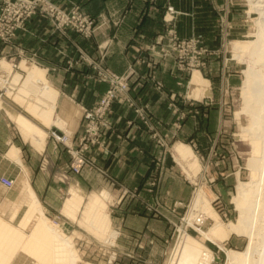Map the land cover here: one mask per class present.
Segmentation results:
<instances>
[{
    "label": "crops",
    "instance_id": "0c3cea01",
    "mask_svg": "<svg viewBox=\"0 0 264 264\" xmlns=\"http://www.w3.org/2000/svg\"><path fill=\"white\" fill-rule=\"evenodd\" d=\"M55 1L66 6L74 1V3L81 5V7L93 17L101 14L106 16H113L115 14V17L119 16V19L121 17L122 19L117 26L112 24L106 25V27L101 29L100 34L91 39H85L74 33H69L67 36L54 33L52 24L48 20L36 16L29 21L27 31L20 33L15 41V51L17 49L16 47L22 49L25 52L23 57L16 56L15 58H9L12 57L10 54H15L14 48H3L0 43L1 68L5 65L11 67V63L13 62L28 63L31 61L33 67H36L34 71L36 72L39 70V72L41 71V73L44 74L43 83L46 86L48 85L47 87L49 90L51 89L57 93H55L56 99L52 106V114L54 116H51V118H53H50V121L48 120L47 123L29 112V109L32 110L33 107L26 106V111L32 117V120H30L33 124L41 128L44 132L45 129L51 127L53 123V125L57 124L56 126L61 129L66 126L67 129L63 128L62 130L66 133L70 132L69 134L72 138H75L80 133L83 121L82 109L93 108L108 87L107 84L98 83L92 79L94 71L90 66L77 62L80 58L81 51L87 53L93 59L98 60L104 68L117 74H123L128 69L129 65L138 59L139 56L155 61L156 65H153V68H147L145 65L138 68L140 73L144 77H147V80L142 84L137 80L138 78H135L132 81L130 90V96L136 103V106L146 108L149 113L150 121L144 123V121L135 114L134 109L127 105L124 98L120 97L114 103L112 113L108 118L113 125V130L105 131L103 136L104 145L102 147L95 146L89 151V157L93 163V170L85 169L82 173L75 174L71 171L70 157L62 145L57 144L48 135V141L44 139L41 145L38 146L31 138L23 133L18 123L15 122L16 118L23 114H16L18 107L14 106V102L17 105H24V102H22L24 99L21 97L22 95L18 90L28 75L25 74V76L22 77L25 72L14 70L15 73H17L14 74L13 77L11 76L12 78L7 80L8 82L4 80L3 82L9 84L10 88L11 85L14 84L12 86L14 88L17 87L15 89V94L17 96L11 94V98L13 99L10 101L0 96V150L5 151V154L0 156V176L3 175L13 179L15 169L17 168L20 170L19 166L25 164L26 167L29 168V181L23 182L20 190H27V188L30 187L36 197L38 195L45 199L55 198V196L61 197L64 190H70L71 188H79L80 190L82 188H94L95 182H93V180L98 181L100 177L105 176L128 189H139L142 195L150 197V199H155L153 197H156L155 195L157 193V198H160L161 195V199L165 201L162 197L163 190H172L171 187L177 180L175 178L176 175L172 172L173 162H176V160L174 154H172L174 159H172L170 155L167 157L162 180L161 164H159V162H161L163 151L162 146L156 141L153 134L156 132L159 136L168 135L169 137V131L172 123L176 121V118L173 115L172 109L169 107L168 98L155 88V81L160 80L163 82L165 92L168 95H184L187 91L182 85V82L189 84L187 96L196 103V105H194L195 107L183 105V102L179 101L182 111L186 113L184 127H189L191 129L190 135H184L185 140L189 138L193 139V133L198 134L199 132L195 131H200V128L198 129L199 126L204 127L205 125L211 124V110L213 106L212 104H201L203 101L198 100L201 97L203 98V95L204 97L207 96V94L203 93V90H196L195 94H192L194 93L192 91L194 89L192 85L195 73L191 74V78L184 77L175 71L173 59L170 56L161 58L157 51H151L153 50L152 46L154 39L165 29L163 15L167 6V1ZM172 4L182 13L176 19L177 30L182 37L199 36L202 37L207 46L211 45V47H214L213 44H211L213 40H210L209 31L212 25L217 27L216 23L219 21L216 16H220L223 11V17L227 18L226 24L229 30L227 36H225L224 33V36L219 41L221 47L225 46L227 41H231L233 34L235 35L236 30H239L236 25L233 27L228 21L231 7L230 0H172ZM220 19L225 21V18ZM207 30L208 32H206ZM135 38H137V41ZM215 41L217 42L218 38ZM217 58L219 59L220 57L218 56ZM70 60L73 62L72 65H69ZM213 60H216V58ZM207 61L208 69L204 70L201 76L203 80L206 81L205 85L209 86L211 89L213 88V94L219 92V90L222 91V88L225 89V84L222 86V78L224 83H234L235 79L233 78L235 76L234 74H229L230 69L225 71L224 65L222 64L219 66L218 63V67L216 66L217 72L213 73L211 69L214 68L216 64L214 61L210 60V57H208ZM0 72V76H2V71L0 70ZM9 74H11V72ZM150 75H154L156 80L148 79ZM8 77H10V75ZM18 78L21 81L19 82L18 80L20 85L18 84L17 86L14 80ZM32 90L34 91H31L30 94H36V92H38L37 89ZM0 93H2L1 90ZM204 99L208 100L206 97ZM221 100L222 98L218 100L216 106H219L218 108L222 114L224 111V104L221 103ZM19 101L21 102L19 103ZM48 108H51L50 105ZM195 110H197L198 116L192 115ZM56 117L60 120L57 119L59 122L56 121ZM62 121L63 124H65L64 126H62ZM221 121H223L222 115L220 117V122ZM59 123L62 124V127ZM19 135L24 139L21 138L22 141L20 142L22 144L19 142ZM25 141L29 142L28 146ZM168 141L172 142L174 139H168ZM175 145L176 143L173 147ZM14 149L17 150H15V155H18L13 157ZM9 152L13 153L11 154ZM9 155H12V157L10 158ZM18 157L20 162H18V160L16 161ZM41 158H44L43 160L46 159L47 165V168L42 169L43 171H40L37 166L39 165L37 162H40ZM65 173H69L70 179L64 182L60 180V177ZM158 175H160L159 182H156L155 178L157 179ZM153 182H156L155 186H152ZM102 183L103 181H101V184ZM187 187L190 188V186ZM1 188H4V186L0 183V189ZM150 189H153L156 193H148ZM19 195L21 201L27 208L28 200L26 201L22 198L23 194ZM173 199L174 202L182 200L181 198ZM116 202L121 203V205L119 210H115V213H113L114 210H112L111 215L114 219L113 221H118L120 226L115 228L117 231L113 230V233L117 232V234L125 237L129 243H131L132 253L141 252L143 250L144 252L147 251V249L152 246L151 243L153 240L155 241L157 237H160L159 233L155 232L156 229L154 228L158 226V223L165 227L164 221L158 220L154 216L143 215L140 212L130 211L125 207L123 208V205L126 204L125 199L120 200L119 198ZM14 205L16 207L15 213L6 221L8 223L16 221L15 217L19 207L16 203ZM45 210L46 214H49V212L52 214V211L54 212L49 204H47ZM0 217L3 219L1 214Z\"/></svg>",
    "mask_w": 264,
    "mask_h": 264
},
{
    "label": "rangeland",
    "instance_id": "374dc122",
    "mask_svg": "<svg viewBox=\"0 0 264 264\" xmlns=\"http://www.w3.org/2000/svg\"><path fill=\"white\" fill-rule=\"evenodd\" d=\"M49 1H51L57 6L61 5L64 8L65 7L68 8L71 7L73 4H77L74 3V1H72L70 5L66 6L55 0H49ZM230 4L231 7H230L228 21L231 23L233 27H235L236 25L239 28V30H236L235 35L233 34L232 40L230 39L231 41H227L225 46L221 47L219 41L224 36V33L225 36H227V32L229 30L226 24L227 18L223 17L224 11L222 10L223 12L220 14V16L219 15L216 16V18H218L219 21L218 23H216L217 27L212 25V28L209 31L210 33L209 37H211L210 40H213L211 44H213L214 47H211V45L207 46L206 43H203V45L206 46L211 51L212 54L210 55V60L214 61L216 64L214 65L215 67L211 69L213 73L217 72L218 63L219 66L223 64L225 67V71H228L230 69L229 74H234L235 76L233 78L235 79L233 83L234 85L231 83L230 84H227L226 82L224 83L222 78L221 81L222 86L223 84H225V89L222 88V91L219 90V92L213 94V88L212 89L210 88L208 90L210 91L211 95L205 96L206 98H208V100L204 99L205 98L204 95L203 98L198 99L199 101H207L209 105L210 104L213 105L211 110L212 121L210 125H205L204 127L199 126L198 129L200 128V131H195V132H199L198 134L193 133L194 134V137L192 136L193 139L190 138L187 140L184 139L185 138L184 135L185 134L190 135V131H191L189 127L187 128L184 127V122L179 123V125L172 123L171 129L169 131L170 132L169 137L168 135L159 136V134L155 132L159 136L156 138V141L158 142L157 139L160 138L162 143L161 146L163 152L160 162L162 180H163L162 176L164 177L163 172L166 165L167 157L170 155L172 159H174L172 154H174L173 145L175 143L177 144L181 142L191 147V149L194 152V157L198 159L200 165L199 168H196L198 169V171L195 169L192 172L193 173L192 176L188 177L187 174L183 171L182 166L178 162L177 164L174 161L172 172L176 175L175 178L177 180L176 182H174L173 186L171 187L172 190H163L162 197L163 199H165V201L161 199V195L160 198L159 197L157 198L158 194L155 191H153V189L148 190V193L149 192L152 194L156 193L155 195L156 197H153L155 199H150V197L142 195L139 189H128L122 185H119L118 182L115 183L113 179L106 178L104 175H103L104 177H100L98 181L93 180V182H95L94 188H88V189L82 188L81 190L79 188H71L70 190L68 189L64 190L63 194H61V197L55 196V198H48V199L41 198L37 195L38 200L40 201L41 206L43 207V211L46 217H48L49 220H51V222L54 225L58 226L64 232V234H66L67 237L71 239L72 246L74 247L76 254L79 257V262L77 264H169L172 253L177 252V250L178 251L180 250L179 239H180L181 230L186 231V233L189 236H191L192 239L197 240L203 243L205 246H208L218 251L219 252L218 254L220 255L218 259L219 264H226L227 262L226 252L222 248H220V246L204 239V237L201 235L198 229L204 232L210 230V228L215 224V217H217V219L224 226L228 225L229 223H236L238 221V217L240 213L236 204L232 200L234 197L237 196L238 182L250 183L252 181L251 178L253 176V172L251 173L252 168L249 167V163H248L249 159L252 158V152H251L252 146H251V142H249V139L243 138L242 135L243 134L242 128H246L249 125H251L250 117L247 114H242L238 118L237 116H235L237 112L241 111L242 108H244L243 105L245 106V99L242 91H244L243 82H245L246 79L245 70L248 68V65H247V61L239 62L237 58H235L236 53H234L233 47L236 42L248 43L257 40V33H258L257 21L260 19L259 12L252 10L251 3L249 0H230ZM77 6H79L86 14H88L81 7V5L77 4ZM88 15L91 16L90 14ZM36 16H33L30 20H32ZM108 18L110 19V23L114 26H117L120 20L122 19V17L119 19V16L115 17V14L113 16L112 15L108 16ZM220 18H225V21ZM29 21L26 24L25 31H27V26ZM25 31H19L17 33L15 39L13 40L14 45L12 43L11 45L5 46L0 41L3 48L13 49L15 47V41L17 37L19 36L20 33H23ZM206 32H208V30ZM195 37H198L201 40H203L202 37L199 36H195ZM217 38L218 41L216 42L215 40H217ZM10 55L12 57L9 58H15L16 56H20L16 51L14 55L12 54ZM191 55L192 54H190L189 57H191ZM218 56L220 57L219 59L217 58ZM215 58L216 60H213ZM203 60L205 61L206 66L204 68H201L200 70L199 69L195 70L193 74L196 73L197 71H200L197 72V74L201 76L202 72L208 69L207 66L208 61L206 59V56L203 58ZM188 62H190V59L188 60ZM173 65L175 71H178V68L176 67L175 59H173ZM7 67L10 68V66ZM9 68L7 70L11 71V68L10 69ZM33 72L35 71L32 70V73ZM3 73H2L3 74L2 80H4V78L7 79L8 78L7 72L4 71ZM30 73L31 70L30 71L28 70L25 73H23L22 77L25 76V74H30ZM14 74H16L15 71L14 70L11 71L12 77L14 76ZM12 77L10 76L7 80H10ZM186 77L191 78V72H188V74L186 73ZM203 82L206 84V81L203 80ZM182 85L184 86L187 92L184 95H177V98L179 99L178 101L180 102H183V97L190 99L187 96L189 84L182 82ZM9 87H10L9 84L0 82V90L2 92L0 93V95L1 97L3 96L4 98H6L8 101L13 99L11 98V94L16 93V90L13 86H11V88ZM28 94L29 96L25 95L24 97H22L23 99H25L26 96L28 97V98L26 97V100H24L23 106L19 104L17 105L15 104V102H14V106L18 107L16 114H23L27 116L29 119H31L32 117L26 111V106L28 105L32 108L34 102L37 101L39 93H36L37 95L30 93ZM220 98H222L223 100V101L221 100V103L224 104V111L222 114L220 113V109L218 108L219 106L218 107L216 106ZM20 102L21 101H19V103ZM31 102H33L32 105ZM29 112L36 116L34 111L29 109ZM182 113L183 116L186 117V113L185 112ZM194 113L192 115L198 116V112L194 111ZM221 115L223 121L220 122ZM179 117L181 118V114L180 115L177 114V120ZM55 129L59 131L57 135H60V133L64 132L61 128L57 127L56 125H51V127L45 129L46 132L45 141H48L47 138L48 135L54 140V138L52 137V133L55 131ZM105 131H109V130L105 129L103 134L101 135V144L91 146L90 149L85 153V156L89 160H91L89 157V151L91 150V148L95 146L102 147L104 145L103 136L105 134ZM83 132H84V122L82 121V128L80 130V133L75 138L73 137V139L75 140V141L73 140L75 147L77 146L80 137L83 135ZM21 138L22 136L20 137L19 135L18 136L19 142L22 141L23 138L22 139ZM168 139H174V141L169 142ZM26 145L28 146L29 142H26ZM60 145L64 147L66 153L70 157V161H71L70 168H71L72 157L67 151L68 148L65 147L63 144ZM4 152H5L4 150L1 151L0 156L4 155L5 154ZM43 159L44 158H41V161L37 162L39 164L37 166L38 169H40V171L44 168H47L45 161L46 159L45 160ZM19 167L20 170H18L17 168L15 169V175L13 176L12 179L15 180V187H13V189L10 190L4 188L0 189V214L2 215L5 221H8V219L11 218V216L13 215L16 208L14 204L15 203L18 204L19 208L15 217L16 221L10 222L14 227L17 228H19L20 220L23 214H25L27 210L26 205L21 201V197L19 194H23L22 198L27 201L28 198L26 191L29 189L27 188V190H20L22 183L27 180L29 181V173H28L29 168L26 167L25 164ZM85 169L93 170V163L91 165L84 166L79 173H82V171ZM68 174L69 173L62 174L60 180L64 182L69 180L70 178ZM159 178L160 175L157 176V179L155 178V181L159 182ZM200 178L202 181L199 180ZM101 181H103L102 184ZM198 181L202 182V187H204L202 189L205 193L207 200L209 201V204L211 206V211L214 212L213 213L214 217L213 216L209 217L210 216L209 213H208L209 216H207V214H203L199 210V213L197 212V215L198 214L200 215H198L199 217L197 216L196 220L194 221L195 227L190 225L185 227L184 225L185 222H183V219H185L188 214L189 205L191 202L190 200L193 196V192L197 188L196 185H198L199 183ZM156 182H153L152 186H155ZM186 184L187 186H190V188H188ZM72 189H76L79 191V193L83 196V202L80 208L78 209V211L74 213V217H69L68 215L66 216L62 210L64 203L69 198ZM102 193H106L110 198L109 200L101 201L102 203H104L103 205L106 206L105 212L108 213L110 219V227L106 230V232L95 230L90 225V223L87 222L84 216V209L86 206V202L89 201V199L93 194L97 195ZM258 193L259 192H255L251 196H248L246 202L252 203L251 202L252 200L256 201L260 196L258 195ZM263 193H264V189H263ZM119 198L120 200L125 199L126 204L123 205V208L125 207L130 211L140 212L143 215L146 214L148 216H152V217L154 216L156 219L158 220L160 219L161 221H164L165 227L164 225L158 223L157 224L158 226L154 228L156 229L155 232L159 233L160 237H157L155 241L153 240V242L151 243L152 246L148 249L146 248L147 251L144 252L143 250L141 252L132 253L131 243H129V241L125 237H122L120 234H117V232H116L115 240L114 239L112 240L110 238V235L113 232V230L117 231L115 228L120 226V223L118 221L116 222L113 221L114 219L112 218L111 215L112 210H114L113 213H115V210H119L121 203L116 202L118 201ZM173 198H181L182 200L181 201L177 200L174 202ZM237 200L240 203L243 202V199L240 197H237ZM27 202H29V200ZM47 204H49V206L53 208L54 210V212L52 211L53 215L50 212L49 214H46L45 208ZM32 221L24 230L26 235L30 234V232L32 231L36 219L34 218ZM223 239L224 241L221 242V245L223 247L240 252L246 249L249 242V239L246 236L241 237L234 234L230 235V237H225ZM16 250L18 253L15 251L16 253H14V256L9 264H13V263L14 264H45L43 261H39L36 257H34L36 260L33 259L30 253L28 251L25 252V249L22 247H19Z\"/></svg>",
    "mask_w": 264,
    "mask_h": 264
},
{
    "label": "bare ground",
    "instance_id": "6f19581e",
    "mask_svg": "<svg viewBox=\"0 0 264 264\" xmlns=\"http://www.w3.org/2000/svg\"><path fill=\"white\" fill-rule=\"evenodd\" d=\"M249 1L251 3L252 10L258 11L260 14V19L257 21V40L248 43L236 42L235 45L233 44L234 49H232L234 50V53H236L235 58H237L239 62L247 61L248 65V68L245 70L246 79L245 82H243L244 91H242L245 99V106L243 105L244 108L237 112L235 116L238 118L242 114H247L250 117L251 125L246 128H242V135L243 138L249 139L252 146V158L249 159L248 162L249 167L252 168L251 173L253 172V176L251 174L252 181L250 179V183L238 182L237 196L232 200L236 204L240 213L236 223H229L224 226L217 219V217H215V224L210 228V230L204 232L198 229L204 239L220 246V248L226 252V264H264V0ZM168 19L170 20L171 16H168ZM5 66L2 68L0 67V70L2 73L4 71L7 72L8 75L10 70L7 69L9 67ZM10 68L11 71L16 70L21 72L31 70V73L27 74L28 76L24 79V81L22 80V85L19 87L18 91H20L22 95L21 97H24L25 95L29 96L28 93L34 91L32 89L38 90L36 93H39V96L35 104L32 106V111H34L38 118L46 121L47 123L51 116H54L52 114V106L54 105V101L56 99V92L51 89L49 90L47 87L48 85L46 86L43 83V77H45L43 76L44 74H42L41 71L39 72V70L32 73V70H35L36 67H33L29 62L20 63L19 68H15L13 63H11ZM9 75L12 76L11 74ZM2 77L3 76H0L1 80ZM7 79H4V81L8 82ZM18 80L19 78L14 80L17 86L21 81L19 80L18 82ZM1 82H3V80ZM6 82L4 83L6 84ZM193 88L194 89L192 91L194 93L192 94H195V91L200 89L203 90V93L211 95L208 90L210 89L209 86L205 85L202 76L197 74V72L193 78ZM24 100H26V97ZM32 103L33 102H31V105ZM49 105L51 108H48ZM55 119L56 121L59 120L57 117ZM15 122L18 123L23 133L27 137L31 138L36 145H41L46 136L45 132L41 128L34 125L33 122L24 115H19ZM61 123L63 124V121ZM62 124L59 123L60 126ZM64 125L65 124L62 126ZM63 128H66V126ZM54 132L57 134L59 131L55 130ZM64 133L72 138L69 134L70 132H62L60 135ZM15 150L16 149L13 151L14 153L12 152L14 154L13 157L18 155H15ZM11 157L12 155L10 158ZM174 158L176 162L182 166L183 171L188 177L192 176V172L196 168L200 167L198 159L194 157L193 150L189 145L184 143L180 142L174 146ZM17 160L20 162L19 157L16 161ZM196 170L198 171V169ZM199 180H201V178ZM201 181H198L199 183L196 185L197 188L194 191L188 214L186 218L183 219L185 227L188 225L195 227L194 221L196 220V217L200 215H197L199 210L203 214H207V216L210 215L209 217H214V212L211 211L209 201L202 189L204 187H202ZM255 192H259V198L256 201L252 200V203L246 202L247 197L251 196ZM26 193L29 202L27 210L19 223L20 226L18 225L19 228L10 225L0 217V264H9L14 256V253L17 252L16 249L19 247L24 248L25 252L28 251L33 259L36 257L39 261H43L45 264H77L79 262V257L72 246L71 239L68 238L58 226L54 225L48 217H46L38 198L30 187ZM237 197L242 198L243 202L240 203L237 200ZM109 199L110 198L106 193L97 195L93 194L89 201L86 202L84 209L85 219L97 231L106 232V230L110 227L109 215L105 212L106 206H104V203L101 202ZM82 202L83 196L78 190L72 189L69 198L64 203L62 210L63 213L66 216L68 215L69 217H74V213L78 211ZM34 218L36 219L35 225L30 234L26 235L24 230ZM180 232L179 248L181 251L177 250V252L172 253L169 264H219L218 259L220 255L218 254V251L192 239L186 231L181 230ZM233 234L241 237L246 236L249 239L248 245L244 251L240 252L233 249H227L221 245V242L224 241L223 238L230 237V235ZM110 238L115 240L116 232H112Z\"/></svg>",
    "mask_w": 264,
    "mask_h": 264
},
{
    "label": "built area",
    "instance_id": "2783aa9c",
    "mask_svg": "<svg viewBox=\"0 0 264 264\" xmlns=\"http://www.w3.org/2000/svg\"><path fill=\"white\" fill-rule=\"evenodd\" d=\"M166 1L167 6L163 15L165 29L154 39L153 50L151 51H157L161 58L170 56L175 59L176 67L178 68L176 72L186 77V73L191 72L192 74L194 70L204 68L206 63L203 58L206 56L208 60V56L210 57L212 53L203 45L204 41L200 38L182 37L179 35L176 27V19L182 13L175 8L172 0ZM0 2V41L5 46L11 45L17 33L19 31H25L27 22L36 15L50 21L53 24L54 33L62 36L74 33L85 39H91L97 36L101 33L102 28L111 24L108 16L101 14L98 17H91L77 6V4L64 8L61 5H55L49 0H0ZM168 16H171L170 20ZM135 39L137 41V38ZM16 48V52L23 57L25 52L18 47ZM190 54H192L191 57H189ZM189 59L190 62H188ZM77 62L86 64L93 69L94 75L92 79L94 81L108 85L105 93L93 108L82 109L84 132L76 147L74 146L75 140L69 135L65 133L62 135H57L55 132L52 133V137L56 143L63 144L68 148L67 151L72 157L71 170L79 174L84 166L92 164V161L85 156V153L91 146L101 144V135L105 129L113 130V125L108 118L112 113L114 103L120 97L124 98L127 105L134 109L135 114L144 123L150 121L146 108L136 106V103L130 96V90L132 81L135 78H138L137 80L142 84L147 80V77H144L138 68L143 65L147 68H153V65H156V63L153 59L148 60L139 56L138 59L129 65L123 74H117L104 68L98 60L93 59L82 51ZM29 63L31 64V61ZM19 64L13 62L15 68H19ZM72 64L73 62L70 60L69 65ZM148 79L156 80L154 75H150ZM155 88L168 98L169 107L172 109L173 115L176 118L174 124L179 125V123H183L186 117L183 116L182 112L184 111L180 107L177 95L166 94L165 86L160 80L155 81ZM201 104L207 105L208 102L203 101ZM183 105L193 107L196 103L183 97ZM195 111L197 112V110ZM177 114H181V118L179 117L178 120ZM154 137L157 138L158 135L154 133ZM157 140L162 145L161 139L158 138ZM0 183L7 189L14 187V180L5 176H0Z\"/></svg>",
    "mask_w": 264,
    "mask_h": 264
}]
</instances>
